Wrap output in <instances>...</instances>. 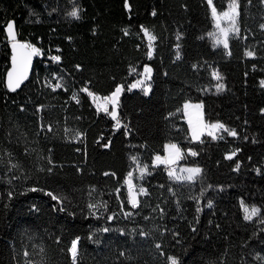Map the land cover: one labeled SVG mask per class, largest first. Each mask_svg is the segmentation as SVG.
<instances>
[{"label": "trees", "instance_id": "obj_1", "mask_svg": "<svg viewBox=\"0 0 264 264\" xmlns=\"http://www.w3.org/2000/svg\"><path fill=\"white\" fill-rule=\"evenodd\" d=\"M238 13L225 48L208 0H0V264H73L77 239L76 264H264V0H238ZM11 21L21 42L60 57L36 60L18 92L5 84ZM145 67L150 92L132 91ZM85 86L101 99L122 86L111 111L123 128ZM187 102L238 135L193 142ZM170 144L201 169L194 179L157 163ZM243 204L260 215L248 222Z\"/></svg>", "mask_w": 264, "mask_h": 264}, {"label": "snow or ice", "instance_id": "obj_2", "mask_svg": "<svg viewBox=\"0 0 264 264\" xmlns=\"http://www.w3.org/2000/svg\"><path fill=\"white\" fill-rule=\"evenodd\" d=\"M208 4L211 6V11H212V15L213 17L216 19L217 21V27H219V24H220V20L221 19H227L229 21H231V26L229 29H221V32L223 33L224 35V40L223 41H220L218 40L217 42L218 43H223L224 47L225 48H228V42H227V35H228V32L229 31H234V32H238V28L235 26V21H236V17L239 15L238 11H237V8H238V0H233V2L231 4H229V10L228 11H225L223 12L222 14H218L217 13V9L216 7L213 5V0H208ZM156 13L153 12V15H155ZM70 15L75 18V19H79L80 16H79V9H76L74 11H72L70 13ZM262 28H264V25H261ZM6 31H7V35L8 37L10 38V40L12 41V48H13V52H14V55H13V68H12V71L8 73V83H7V86L9 88V90L11 91H16L17 88L20 87V84L22 83V81L24 79H26L27 77V65L30 63L31 61V57L33 55H40L41 54V49L31 45V44H27V43H19L17 41V38H16V33H15V30H14V22H9L6 26ZM143 32L146 36H149V38L151 40H154L155 37L154 36H151V34L149 33L148 29H143ZM125 34L127 35V30H125ZM149 47H151V45H149ZM28 49L29 51L27 52L25 58H24V61H23V66H24V71L22 73H18L17 72V56H16V50L17 49ZM149 55V58H151V52L148 53ZM248 56L252 57L254 56V52H251L249 51L247 53ZM54 60L56 61H59L60 60V57L57 56V57H53ZM77 67L79 68V65H77ZM132 71H135V69H132ZM145 73H151V68H148V67H145L144 69ZM14 73H17L15 78H14ZM214 76H216L217 79H220L219 75H217L216 73L213 74ZM150 78V76H149ZM138 83H141V82H138ZM262 84H264V82H262ZM57 88L59 87H62V85L60 84H57L56 85ZM133 87H135V85H133ZM223 86L221 85L220 88H222ZM81 91L87 93L90 97L93 98L94 101L98 100V99H101L100 97H97L92 91H90V89L85 86L84 88L81 89ZM122 91V86H117L115 88V90L109 95V96H106V97H103V101L104 103L103 104H100V103H97L96 107H97V110L98 111H102L104 113H106L107 115L111 116L112 119H114L116 121V128L119 129L121 127V123L120 121L117 119V114L116 112L113 110V111H109V108L107 107V105L109 103L115 105L117 102H118V99H119V95ZM73 99H77L76 96L74 95L73 96ZM77 103H79V100L77 99ZM189 107V105H185V108ZM196 107H202V105H197ZM212 129H216V130H220L222 129L224 132H226L228 135H231V136H237V132L235 129H227L225 128V126L221 123H216V124H213L210 126ZM50 130V128H49ZM193 135L196 137V138H199V132L197 130L196 127H193ZM209 135H213L212 132H209ZM215 138V137H214ZM220 138H223V137H220ZM107 146V145H106ZM170 148L172 149H176V146L175 145H170L169 146ZM177 151V155L179 154V149H176ZM191 155L195 156L197 155L196 152H191ZM234 155V153H233ZM228 159H231L232 158V155H229L227 157ZM133 159H135L133 157ZM157 161H160V162H164V161H161V158L159 156L156 157ZM15 167V165H14ZM239 167V165H237V168ZM49 171H51V169H49ZM188 171L190 173H200L201 172V169L199 168H195V169H188ZM107 175V173H106ZM114 175V174H113ZM170 175H172V173H170ZM131 178H132V173L129 172L128 174V182L129 184L131 185ZM176 179H179V177H176ZM187 179L191 180L193 179V176L192 175H189L187 177ZM37 189H31V191H36ZM141 192H145V190L143 188L140 189ZM130 192H131V189H130ZM49 196L52 197V199L54 200H59L60 198L53 195L51 192L48 193ZM62 202V201H61ZM130 203L132 204L133 207H136L138 202L136 200V197H135V194H132L131 195V198H130ZM211 202H209L208 204V207H211ZM90 208H94L96 207V205H89ZM199 211V209H198ZM259 209L258 208H255L253 207L251 209V212H249L248 208L245 207V219L246 220H250L252 219L253 216L257 215L259 213ZM105 231H107L108 229H104ZM78 242L79 240H73L72 243H71V247L69 249L70 253H71V258H72V261H73V264H76V261H77V255H78ZM157 247L159 248L160 246L157 245ZM169 261H170V264H179L178 260L175 258V257H170L169 258Z\"/></svg>", "mask_w": 264, "mask_h": 264}, {"label": "rangeland", "instance_id": "obj_3", "mask_svg": "<svg viewBox=\"0 0 264 264\" xmlns=\"http://www.w3.org/2000/svg\"><path fill=\"white\" fill-rule=\"evenodd\" d=\"M228 10H229V8L227 9V11ZM237 11H238V8H237ZM217 13L218 14H222L223 12L220 13V12L217 11ZM213 19H214V30H213V33H212V39L214 40V44L217 45V46H224L223 43H218L217 41L218 40H220V41L224 40V35L221 32V29H229L230 26H231V21H229L227 19H221L219 27H217V21H216V19L214 17H213ZM235 26L238 28V16L236 17ZM237 33L238 32L229 31L228 35H227V42H228V40H229V38L231 36L236 35ZM148 68H151V67H148ZM152 75H153L152 68H151V73L150 74L149 73H145V71H144L142 73L141 79L138 81V82H141V83H138V85L143 87L144 83H148V82L151 81ZM149 76H150V78H149ZM121 95H122V91H121V93L119 95L118 102L115 105H113L111 103H109L107 105V107L109 108V111H111L112 109H116V106L119 103ZM92 100H93V98H92ZM93 102L96 105H97V103H100V104L104 103V101H102V99H98L96 101L93 100ZM186 104L189 105V107L185 108ZM197 105H200V104H193V103L187 102L183 106V113L185 115V120H186V122H187V124H188V126L190 128L191 138H192L193 142H199L202 139L203 136H211L213 138L215 137V139L218 138L220 136L222 130L221 129L220 130L212 129L210 127L211 125L206 123V121L204 119V114H203L202 107H196ZM193 127L197 128V130L199 132V138H196L193 135ZM209 132H212L213 135H209ZM171 145H174V144H171ZM175 146H176V149H178V146L177 145H175ZM166 149H167L166 150L167 151L166 155L168 157L167 158L168 163L172 164L175 167V169H176L172 173V175H170L172 179L177 180V181H187V180H189V179H187V177L189 175H192L193 179H194L195 176L199 174V173L198 174L197 173H190L188 171V169H195V168L182 165L183 163L181 162V153H180V151H179V154L177 155L176 149H172L169 146ZM179 162H181V165H179ZM157 163L160 164L161 162L157 161ZM143 175H144V172H141L140 175H139V178H142ZM176 177H179V179H176ZM132 185H133V179L131 178V185L128 182V187H130ZM139 193L142 194L143 192H141L139 190ZM245 207L248 208L249 212H251V209L253 208V207H249V206H246V205L243 204L244 216L246 215ZM259 215H260V211H259V213L257 215L253 216L252 219L247 220V221L248 222H252Z\"/></svg>", "mask_w": 264, "mask_h": 264}, {"label": "water", "instance_id": "obj_4", "mask_svg": "<svg viewBox=\"0 0 264 264\" xmlns=\"http://www.w3.org/2000/svg\"><path fill=\"white\" fill-rule=\"evenodd\" d=\"M11 22H14V30H15V33H16L17 41L19 43H22L21 41H19V34H18V28H17L16 22L15 21H11ZM5 34H6L7 40L9 42V44H10L9 45V49H10V67H9L7 73H6V76H5L6 88L9 90V88L7 86V83H8V73L11 72L12 71V68H13V59L12 58H13L14 52H13V48H12V41L10 40V38L7 35L6 28H5ZM145 37H146V39L148 41L151 40L149 38V36H146L145 35ZM28 51H29L28 49H19V48L16 50V53L15 54L17 56V72L18 73H22L25 70L24 69V66H23V61H24V58H25V56H26V54H27ZM35 63H36V57H35V55H33L31 57L30 63L27 65V69H26V71H27V77H26V79H24L22 81V83L20 84V87L17 88L16 91H14V92L20 91L30 81V79L32 78L33 72H34ZM16 74L17 73H14V78H15ZM133 85H135V87H132V91H136L137 90V83L134 82ZM9 91L10 92H13L11 90H9ZM146 91L147 92H150V88L147 87ZM132 194H135L136 200L138 202V195H137V193H136V191L134 189H131L130 198H131V195Z\"/></svg>", "mask_w": 264, "mask_h": 264}, {"label": "built area", "instance_id": "obj_5", "mask_svg": "<svg viewBox=\"0 0 264 264\" xmlns=\"http://www.w3.org/2000/svg\"><path fill=\"white\" fill-rule=\"evenodd\" d=\"M19 41H20V39H19ZM22 43L31 44V45H33V46H35V47L41 49V54H40V55H35L36 60H38V59L43 60V59L45 58L47 61L52 62L53 64H57V63H59V61H56V60L53 59V57H57V56L53 55L52 53H49V54H47L46 57H44V56H45L44 50H43L40 46H38L37 44L32 43V41L29 40V41H25V42H22ZM39 43H40V42H39ZM6 44H7V45H10L7 39H6ZM3 45H4V44H0V49L3 47ZM55 50L58 51V50H59V47H56ZM216 74H217V73H216ZM217 75H218V74H217ZM215 78H216V76H215ZM56 85H57V84H55L54 82H50V87H51L52 90H56V88H57ZM102 101H103V99H102ZM94 105L96 106L95 103H94ZM120 123H121V122H120ZM123 127H124L123 124H121V127H120L119 129H121V128H123ZM113 129H114V130H118V129L116 128V121H115V120H114V128H113ZM159 157L161 158V161H164V162H161L160 164H163V165H164V167H165V169H166V172H167L169 175H170V173H173V172L176 170L175 167H174L172 164H169V163H168V160H167L168 157H167L166 153H165V155H163V156H159Z\"/></svg>", "mask_w": 264, "mask_h": 264}, {"label": "crops", "instance_id": "obj_6", "mask_svg": "<svg viewBox=\"0 0 264 264\" xmlns=\"http://www.w3.org/2000/svg\"><path fill=\"white\" fill-rule=\"evenodd\" d=\"M145 69V68H144ZM143 72H144V70H143ZM152 80V79H151ZM151 84V81L150 82H148V83H144L143 84V88L144 87H149V85ZM138 85V84H137ZM142 86H140V85H138V88H141ZM122 93H123V90H122ZM118 105H119V103L117 104V106L116 107H118ZM191 133V132H190ZM193 141V140H192ZM171 145V144H170ZM170 145H167L166 146V148L168 147V146H170ZM174 145H177V144H174ZM178 146V149H179V151H180V153H182V151H181V148L179 147V145H177ZM167 149H165V153L167 152L166 151ZM187 181H190V180H187Z\"/></svg>", "mask_w": 264, "mask_h": 264}, {"label": "bare ground", "instance_id": "obj_7", "mask_svg": "<svg viewBox=\"0 0 264 264\" xmlns=\"http://www.w3.org/2000/svg\"><path fill=\"white\" fill-rule=\"evenodd\" d=\"M41 83V82H40ZM37 86V85H36ZM121 214V213H120Z\"/></svg>", "mask_w": 264, "mask_h": 264}]
</instances>
